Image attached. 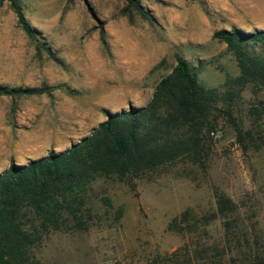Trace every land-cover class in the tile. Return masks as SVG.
<instances>
[{
    "label": "rangeland",
    "instance_id": "obj_1",
    "mask_svg": "<svg viewBox=\"0 0 264 264\" xmlns=\"http://www.w3.org/2000/svg\"><path fill=\"white\" fill-rule=\"evenodd\" d=\"M139 1L151 21L126 12L125 0H20L37 32L31 40L10 4L0 0V84L51 88L18 99L0 96V173L12 163L27 165L67 151L105 122L107 113L146 107L179 56L196 67L204 86L224 91L240 69L214 34L264 30V0ZM262 102L264 90L245 89L235 106L237 123L251 129L258 120L249 109ZM258 125L262 138L244 146L233 123L222 119L206 170L178 162L132 184L97 179L88 193L96 224L47 235L35 251L41 264H151L191 243L195 235L168 226L187 209L215 212L216 191L255 212L264 241V113ZM105 196L111 207L104 205ZM206 230L202 243L221 242L220 220Z\"/></svg>",
    "mask_w": 264,
    "mask_h": 264
},
{
    "label": "trees",
    "instance_id": "obj_2",
    "mask_svg": "<svg viewBox=\"0 0 264 264\" xmlns=\"http://www.w3.org/2000/svg\"><path fill=\"white\" fill-rule=\"evenodd\" d=\"M10 4L18 26L31 40L37 32L27 21L20 0ZM126 12L142 19L152 16L139 0H125ZM105 44V32L100 31ZM214 38L224 42L237 60L240 75L228 78L225 90L204 86L196 67L183 56L173 71L156 86L151 102L129 112L107 113V120L67 151L27 165L12 163L0 173V264H41L36 249L52 232L88 231L98 219L88 200L97 179L132 184L162 167L187 162L207 169L219 134L220 121L233 123L239 143L262 138L258 121L261 107H251L258 121L251 129L237 123L234 113L242 92L250 85L264 90V30H220ZM257 47L261 51H257ZM52 55L50 48H47ZM199 61V66H203ZM51 88H10L0 84V96L13 99L42 95ZM111 207L109 197H103ZM216 210L196 215L187 209L173 218L168 230L191 237V243L151 264H264V241L255 212L215 192ZM117 219L123 216L117 211ZM221 221V242L202 243L206 227ZM192 247V248H191ZM184 251L182 254L181 252Z\"/></svg>",
    "mask_w": 264,
    "mask_h": 264
}]
</instances>
